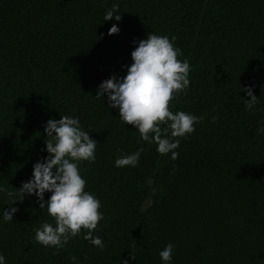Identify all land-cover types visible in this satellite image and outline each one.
<instances>
[{
    "label": "trees",
    "instance_id": "1",
    "mask_svg": "<svg viewBox=\"0 0 264 264\" xmlns=\"http://www.w3.org/2000/svg\"><path fill=\"white\" fill-rule=\"evenodd\" d=\"M113 4L120 21L103 20ZM112 24L119 32L109 35ZM150 32L175 36L177 59L190 65L169 109L201 117L172 138L175 160L95 97L102 81L126 75L132 42ZM61 115L97 141L95 160L78 169L100 202L92 231L104 247L83 228L63 248L36 243L33 229L54 225L46 208L34 194L9 205L0 193V209H17L0 223L5 264H162L168 243L171 264H264V0H0V186L15 192L31 177L48 155L45 123ZM138 148L135 167L114 166Z\"/></svg>",
    "mask_w": 264,
    "mask_h": 264
},
{
    "label": "clouds",
    "instance_id": "2",
    "mask_svg": "<svg viewBox=\"0 0 264 264\" xmlns=\"http://www.w3.org/2000/svg\"><path fill=\"white\" fill-rule=\"evenodd\" d=\"M118 5L113 4L106 10L103 20L120 21ZM117 24H112L108 34H117ZM176 37L147 34L146 39L133 41L135 45L130 56L132 63L126 67V75L110 76L102 81L95 97H106L108 108L118 111L119 119L130 124L138 131L140 139L155 144L159 154L171 153L175 160L178 153L174 151L180 144L179 139L194 131V124L201 117L184 111H171L168 102L174 93H181L189 86L188 73L190 65L187 58L177 59L182 55L181 49L174 47ZM250 99L244 101L246 110H253L257 97L253 95L252 87L242 89ZM215 120V117H212ZM161 125H165L164 128ZM258 134L264 133V123L257 129ZM47 139L45 151L47 156L37 160L32 165L31 177L22 181L19 189L10 191L0 186V193L7 198L9 205L16 201L17 194L22 199L25 194L35 195L39 208L45 209L54 220L43 222L33 229V240L45 247L63 248L68 241L80 234L81 229H87L84 239L97 248L103 249L102 238L93 235L98 221L103 219L99 211V200L90 192L85 191V180L80 175L78 163L95 160L96 142L89 137V132L81 128L78 117L61 115L59 120L48 119L44 126ZM143 148H138L130 154L118 156L114 166L135 167ZM51 193L45 200L44 193ZM15 207L0 209V223L13 220ZM174 245L168 243L159 251L162 264H171ZM131 258H135L131 255ZM71 264H77V258L71 257ZM0 264H5V257L0 254ZM123 264H128L123 260Z\"/></svg>",
    "mask_w": 264,
    "mask_h": 264
}]
</instances>
